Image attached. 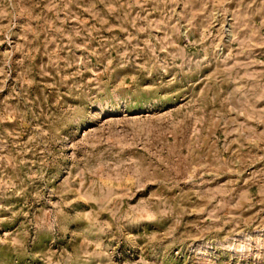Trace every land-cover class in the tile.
<instances>
[{"label":"rangeland","instance_id":"1","mask_svg":"<svg viewBox=\"0 0 264 264\" xmlns=\"http://www.w3.org/2000/svg\"><path fill=\"white\" fill-rule=\"evenodd\" d=\"M0 264H264V0H0Z\"/></svg>","mask_w":264,"mask_h":264}]
</instances>
